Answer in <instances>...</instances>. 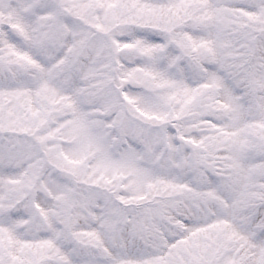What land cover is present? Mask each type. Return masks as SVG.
Masks as SVG:
<instances>
[{
  "label": "snow or ice",
  "instance_id": "6c2138e0",
  "mask_svg": "<svg viewBox=\"0 0 264 264\" xmlns=\"http://www.w3.org/2000/svg\"><path fill=\"white\" fill-rule=\"evenodd\" d=\"M0 264H264V0H0Z\"/></svg>",
  "mask_w": 264,
  "mask_h": 264
}]
</instances>
